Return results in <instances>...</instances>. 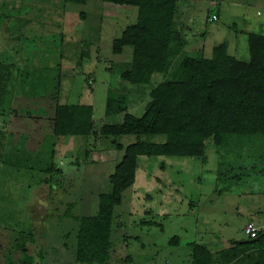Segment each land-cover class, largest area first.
<instances>
[{
  "label": "rangeland",
  "instance_id": "374dc122",
  "mask_svg": "<svg viewBox=\"0 0 264 264\" xmlns=\"http://www.w3.org/2000/svg\"><path fill=\"white\" fill-rule=\"evenodd\" d=\"M177 8L182 43L173 44L170 73L155 74L149 84L138 86L120 79L133 49L113 54L114 41L136 22V8L102 0L86 5L0 0V63L15 66L9 85L15 83L13 107L0 118V129L26 134V146L42 153L32 155V164L24 156L10 159L14 163L6 168L0 163V264H23L19 248L28 250L33 264H80L78 224L65 213L73 204L74 216L96 215L99 196L112 191L110 177L124 155L116 145L126 148L137 141L136 136L103 138V126L121 118L105 115L109 90L128 94L129 113L140 117L149 93L172 79L185 56L210 58L215 46L227 42L231 55L248 61V33L264 34V0H179ZM21 78L28 80L26 94L21 93ZM56 102L92 106L95 134L55 139L41 133L33 121L52 117ZM16 109L18 119L25 120L15 118ZM9 138L0 148V162L12 152ZM52 149L51 162L63 170L65 180L56 177L61 184L50 186L48 175L34 167L49 163ZM206 156L205 162L139 157L136 181L114 212L113 264H192L189 243L216 253L228 249L232 240L248 241L251 223L264 230V136H232L220 148L209 140ZM174 237L179 246L171 243Z\"/></svg>",
  "mask_w": 264,
  "mask_h": 264
},
{
  "label": "trees",
  "instance_id": "16d2710c",
  "mask_svg": "<svg viewBox=\"0 0 264 264\" xmlns=\"http://www.w3.org/2000/svg\"><path fill=\"white\" fill-rule=\"evenodd\" d=\"M102 1L137 9L136 22L127 26L114 41V55H121L125 47L133 49L132 61L121 73L120 79L141 86L149 84L155 74L170 73L171 59L175 55L173 44L182 43L176 21L179 0ZM64 2L86 5L88 0ZM85 16L81 14L84 19ZM248 46V61L238 60L231 55L227 42L215 46L210 58L203 54L185 56L172 74V79L158 84L149 93V101L140 117L129 113L128 94L108 91L105 115L121 118L118 124L103 126V138L109 140L119 136H136L137 141L126 148L116 145V149L124 150V155L110 177L112 191L99 196L97 214L74 216L73 204L69 205L65 213L66 218L74 219L78 224V263L113 264L114 212L122 204L124 192L136 181L139 157H187L205 162L209 140L220 148L232 136H264V34L248 33ZM14 68L12 64L0 63V118L8 117L13 107L11 95L15 83L9 85ZM27 82V79L21 78V93L23 90L27 93ZM29 93L36 97L39 94L31 88ZM17 111L16 119L19 118L16 116ZM42 117L35 118L33 122L41 128V133L52 135L55 139H85L95 134L94 108L89 105H60L56 102L53 116ZM143 136H165L166 140L163 143L145 142L140 139ZM8 137L12 152L7 154L6 160L3 158L5 161L0 162L2 166L6 165L5 168L14 163L11 160L17 156L27 157L32 164V155L35 152L37 156L42 154L26 146V134H10L2 129L0 148ZM89 153L90 150L86 149L85 156ZM54 155L55 151L50 150V162H38L37 168L34 167V170L48 175L47 183L50 186L53 181L61 184L60 180H65L63 170L51 162ZM22 165L27 167L26 163ZM56 177L60 180H55ZM249 241L253 242L238 243L232 240L228 249L216 253L197 242L189 243L192 264H264V230H259L258 237ZM171 243L179 246V238H172ZM19 249L25 257L23 264H33L34 258L28 250Z\"/></svg>",
  "mask_w": 264,
  "mask_h": 264
},
{
  "label": "built area",
  "instance_id": "2783aa9c",
  "mask_svg": "<svg viewBox=\"0 0 264 264\" xmlns=\"http://www.w3.org/2000/svg\"><path fill=\"white\" fill-rule=\"evenodd\" d=\"M212 19L214 21L216 20V17L214 16ZM258 232L259 229L252 224H250L246 229V233L249 236V240L256 239L258 237Z\"/></svg>",
  "mask_w": 264,
  "mask_h": 264
},
{
  "label": "water",
  "instance_id": "95a60500",
  "mask_svg": "<svg viewBox=\"0 0 264 264\" xmlns=\"http://www.w3.org/2000/svg\"><path fill=\"white\" fill-rule=\"evenodd\" d=\"M238 243H249V242H253V241H237Z\"/></svg>",
  "mask_w": 264,
  "mask_h": 264
},
{
  "label": "crops",
  "instance_id": "0c3cea01",
  "mask_svg": "<svg viewBox=\"0 0 264 264\" xmlns=\"http://www.w3.org/2000/svg\"><path fill=\"white\" fill-rule=\"evenodd\" d=\"M251 224L254 225V226L256 225V224H254V223H251ZM255 227H257L258 229H260V227H258L257 225H256ZM248 241H249V240H248Z\"/></svg>",
  "mask_w": 264,
  "mask_h": 264
}]
</instances>
